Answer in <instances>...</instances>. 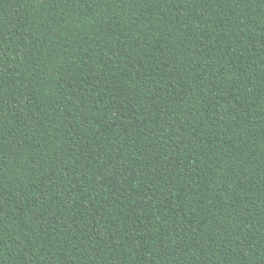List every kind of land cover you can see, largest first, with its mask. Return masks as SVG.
Here are the masks:
<instances>
[{
    "label": "trees",
    "instance_id": "obj_1",
    "mask_svg": "<svg viewBox=\"0 0 264 264\" xmlns=\"http://www.w3.org/2000/svg\"><path fill=\"white\" fill-rule=\"evenodd\" d=\"M0 264H264V0H0Z\"/></svg>",
    "mask_w": 264,
    "mask_h": 264
}]
</instances>
